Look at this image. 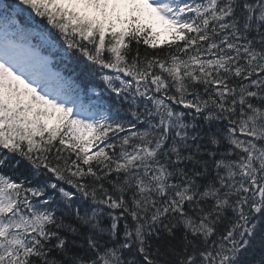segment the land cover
Returning <instances> with one entry per match:
<instances>
[{
  "label": "snow or ice",
  "instance_id": "1",
  "mask_svg": "<svg viewBox=\"0 0 264 264\" xmlns=\"http://www.w3.org/2000/svg\"><path fill=\"white\" fill-rule=\"evenodd\" d=\"M0 264H264V0H0Z\"/></svg>",
  "mask_w": 264,
  "mask_h": 264
},
{
  "label": "trees",
  "instance_id": "2",
  "mask_svg": "<svg viewBox=\"0 0 264 264\" xmlns=\"http://www.w3.org/2000/svg\"><path fill=\"white\" fill-rule=\"evenodd\" d=\"M141 49L143 50V46H141Z\"/></svg>",
  "mask_w": 264,
  "mask_h": 264
}]
</instances>
